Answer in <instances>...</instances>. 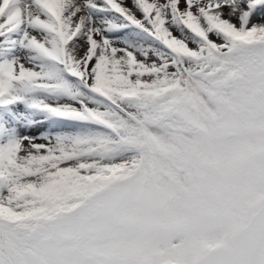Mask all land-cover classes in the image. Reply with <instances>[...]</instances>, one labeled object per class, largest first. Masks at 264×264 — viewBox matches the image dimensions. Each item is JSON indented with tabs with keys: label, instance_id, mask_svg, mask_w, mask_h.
Here are the masks:
<instances>
[{
	"label": "snow or ice",
	"instance_id": "6c2138e0",
	"mask_svg": "<svg viewBox=\"0 0 264 264\" xmlns=\"http://www.w3.org/2000/svg\"><path fill=\"white\" fill-rule=\"evenodd\" d=\"M0 264H264V0H0Z\"/></svg>",
	"mask_w": 264,
	"mask_h": 264
}]
</instances>
